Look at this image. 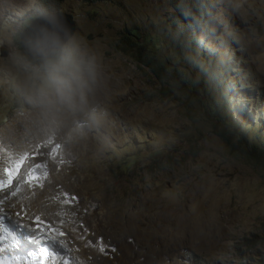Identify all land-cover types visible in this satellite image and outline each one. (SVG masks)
<instances>
[{"label": "rangeland", "instance_id": "rangeland-1", "mask_svg": "<svg viewBox=\"0 0 264 264\" xmlns=\"http://www.w3.org/2000/svg\"><path fill=\"white\" fill-rule=\"evenodd\" d=\"M40 1L0 0V50L10 52L0 53V140L15 122L37 137L15 166L45 171L40 192L60 184L58 223L127 264H264V169L232 156L211 127L223 113L264 146V0H210L194 49L168 23L171 0H65L77 30L52 63L76 77L71 104L20 45ZM123 35L163 58L167 78L124 52ZM40 86L51 106L37 102Z\"/></svg>", "mask_w": 264, "mask_h": 264}, {"label": "bare ground", "instance_id": "bare-ground-1", "mask_svg": "<svg viewBox=\"0 0 264 264\" xmlns=\"http://www.w3.org/2000/svg\"><path fill=\"white\" fill-rule=\"evenodd\" d=\"M12 128L6 131L5 137L1 136L3 139L0 140V169L7 167L9 173V179L3 180V183L0 182V187L5 191H13L14 198L25 206L24 216L15 217L18 222H27V227L32 230L35 226L41 235L45 234L50 240L57 241L58 244H46L32 248L23 240L27 233H22L20 229L15 228L17 223L13 222L11 225L5 223L3 226L4 236L0 238L3 240V246L0 247V253L3 255H0V259L23 260L25 264H101L103 262L106 264H127L126 257L119 253L115 247H110L99 239L92 238L82 230L65 225L67 223L63 225L58 223L56 215H53L55 211H58L57 207L50 203L59 193L60 184L51 181L47 189L40 192L41 182L45 180V171L29 169L25 163L16 168L15 165L25 159L26 148L35 145L38 139L20 123L15 122ZM17 178H26L25 184L18 181ZM9 181H12L11 185H9ZM29 210L32 213L31 216H29ZM20 228L24 227L20 225ZM17 239L23 243L20 242L19 245H16L14 241ZM65 247L69 250L64 249ZM101 247H104V251H100ZM67 252L73 254L70 259H65Z\"/></svg>", "mask_w": 264, "mask_h": 264}, {"label": "trees", "instance_id": "trees-1", "mask_svg": "<svg viewBox=\"0 0 264 264\" xmlns=\"http://www.w3.org/2000/svg\"><path fill=\"white\" fill-rule=\"evenodd\" d=\"M65 0H41L39 12L36 15L56 12L62 10V4ZM87 3H94L99 0H84ZM174 12L169 19V25L174 32L177 40L181 44H188L191 48H196L200 41L201 28L209 30L210 14L212 12V2L210 0H171ZM28 24L24 25V28ZM133 33V32H132ZM20 35V33H19ZM123 47L130 44V49H123L129 53L134 49L133 56L139 65L148 68L158 79L162 81L171 73L167 62L161 58L149 45L141 42H132L127 36L121 38ZM54 58V57H53ZM54 59L47 60H31L34 64L44 66L48 62H53ZM215 107L218 108L216 103ZM219 113V112H217ZM215 121L211 122V127L216 136L223 140L230 154L234 157L245 158L252 162L254 166L264 169V146L251 143L242 133L241 127L235 124L229 117L223 113H219ZM158 157L156 165L162 159L164 154L157 153ZM165 166V167H164ZM169 167V166H168ZM165 164L160 163L159 171H165L168 168ZM248 238H243L240 242L245 244L250 242Z\"/></svg>", "mask_w": 264, "mask_h": 264}, {"label": "water", "instance_id": "water-1", "mask_svg": "<svg viewBox=\"0 0 264 264\" xmlns=\"http://www.w3.org/2000/svg\"><path fill=\"white\" fill-rule=\"evenodd\" d=\"M77 30L72 14L62 10L39 15L19 35L20 45L30 60H47L57 56ZM1 57L9 55L0 50Z\"/></svg>", "mask_w": 264, "mask_h": 264}, {"label": "snow or ice", "instance_id": "snow-or-ice-1", "mask_svg": "<svg viewBox=\"0 0 264 264\" xmlns=\"http://www.w3.org/2000/svg\"><path fill=\"white\" fill-rule=\"evenodd\" d=\"M11 185L12 181L8 182ZM15 193L13 191H5L0 187V238L4 236V224H13L14 218L19 216L23 217L25 212V206L20 204L15 198ZM32 213L29 210V216ZM16 229H20L22 233H27L23 237L25 243L29 244L32 248H37L40 245L53 244L57 245L58 242L55 240H50L46 235H41L39 229L33 226V230L29 228H20V224H15ZM11 238V237H9ZM16 245H19L20 241L17 239L14 241ZM3 246V240L0 239V247ZM114 251V249H112ZM100 251H104V247L100 248ZM0 255H3L0 253ZM0 264H25L23 260H3L0 259Z\"/></svg>", "mask_w": 264, "mask_h": 264}, {"label": "clouds", "instance_id": "clouds-1", "mask_svg": "<svg viewBox=\"0 0 264 264\" xmlns=\"http://www.w3.org/2000/svg\"><path fill=\"white\" fill-rule=\"evenodd\" d=\"M37 74L40 69L35 70ZM43 79L47 85L54 87L57 97L61 102L71 104L73 87L72 83L76 77L66 67L60 64L48 62L43 66ZM37 102L44 106H51L54 101L49 98L48 92L44 86L36 90Z\"/></svg>", "mask_w": 264, "mask_h": 264}]
</instances>
